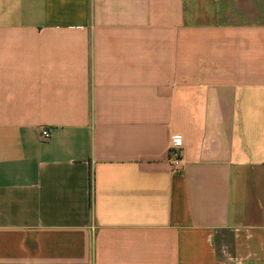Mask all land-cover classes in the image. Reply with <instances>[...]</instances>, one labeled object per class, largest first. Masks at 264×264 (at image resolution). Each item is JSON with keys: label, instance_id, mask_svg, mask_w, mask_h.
<instances>
[{"label": "crops", "instance_id": "obj_1", "mask_svg": "<svg viewBox=\"0 0 264 264\" xmlns=\"http://www.w3.org/2000/svg\"><path fill=\"white\" fill-rule=\"evenodd\" d=\"M0 264H264V0H0Z\"/></svg>", "mask_w": 264, "mask_h": 264}, {"label": "built area", "instance_id": "obj_2", "mask_svg": "<svg viewBox=\"0 0 264 264\" xmlns=\"http://www.w3.org/2000/svg\"><path fill=\"white\" fill-rule=\"evenodd\" d=\"M41 137L44 140L49 139L50 135L47 131L40 132ZM182 141L180 138L174 137L170 140L168 149L169 157L171 158L172 164L178 169L184 166L182 157Z\"/></svg>", "mask_w": 264, "mask_h": 264}]
</instances>
